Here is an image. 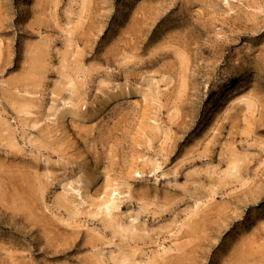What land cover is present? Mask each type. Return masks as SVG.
Returning a JSON list of instances; mask_svg holds the SVG:
<instances>
[{"label": "rangeland", "instance_id": "1", "mask_svg": "<svg viewBox=\"0 0 264 264\" xmlns=\"http://www.w3.org/2000/svg\"><path fill=\"white\" fill-rule=\"evenodd\" d=\"M0 264H264V0H0Z\"/></svg>", "mask_w": 264, "mask_h": 264}, {"label": "bare ground", "instance_id": "2", "mask_svg": "<svg viewBox=\"0 0 264 264\" xmlns=\"http://www.w3.org/2000/svg\"><path fill=\"white\" fill-rule=\"evenodd\" d=\"M25 184V183H24ZM69 241V240H68ZM75 247V246H74ZM76 248V247H75ZM73 252V251H72ZM70 253V252H69ZM64 256H65V254H64Z\"/></svg>", "mask_w": 264, "mask_h": 264}]
</instances>
